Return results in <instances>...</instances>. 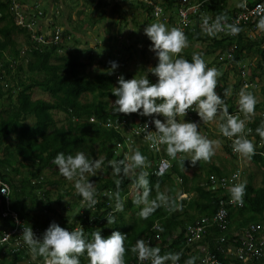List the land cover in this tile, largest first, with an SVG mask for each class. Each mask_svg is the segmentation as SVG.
<instances>
[{"label": "trees", "instance_id": "obj_1", "mask_svg": "<svg viewBox=\"0 0 264 264\" xmlns=\"http://www.w3.org/2000/svg\"><path fill=\"white\" fill-rule=\"evenodd\" d=\"M152 1L161 8L159 15H154L153 5L143 0L134 2L130 0L133 2L129 6L131 8L128 7L125 11L129 19L125 14L118 19L122 26L126 27L127 23L133 22L136 27L145 28L152 22L162 21L169 24L170 21L171 26L182 29L188 38L189 47L182 53L184 58L191 60L194 52L201 53L204 60L205 56L215 54L212 61L205 62L208 67H215L221 73L218 78L217 93L224 99L230 114L235 115L239 111L238 94L245 85L247 90L254 89L253 94L258 98L255 112L259 111V114L250 120L251 132L247 134V138L255 145L256 154L249 160L256 166V172L261 174V184H254V171L248 173L246 182L244 180L240 182L246 186L243 207L232 208L229 221L217 217V212L222 206L230 207L228 201L231 197L228 189L234 184V181L230 179L234 171L228 173L222 162L216 164L212 158L209 162L201 161L195 166L186 159L182 167L178 163V157L177 160H172V166L163 176L154 173L160 158L168 157L165 151L166 146L158 145V149L157 146L153 147L144 140L145 125H148L149 131H154V124L149 123L146 116L116 114L112 110L111 101L117 99L112 91L119 86L118 77L122 73L115 70L109 75L106 70L110 68L109 61L117 62L118 69L125 63L121 64L117 58L107 57L104 61L98 60L103 69L86 71V66L91 63L93 55L90 54V48H78L81 44L79 39L83 35L76 29L80 18L76 16L73 20L72 14L77 11L83 14L84 7L92 6L87 15L84 13L83 19L87 18V20L82 25L91 26L92 16L96 20L98 18L107 20L108 13L104 8L107 2L103 1L101 5V0L94 1V5L85 2L84 7L80 0L72 9L64 6L62 0H54V9L49 17L52 22L63 26V38L68 36V39L74 40L77 47H74L72 51H67L69 45L64 44L63 41L58 45L50 46H36L28 43L26 48H21L18 37L24 36L25 41L28 42L27 33L14 24V14L9 9L10 0H0V179L9 185L11 208L26 224L37 227L41 232H45L52 222H56L69 231L82 227L86 238L89 239L94 231H101L104 238L110 236L113 231H120L127 235L126 264L134 262L136 256L130 249L138 239L148 240L147 243L151 246L159 247L162 255L167 252L181 253L182 264H185L190 257H196L195 264H202L198 261L199 251L190 252L191 247L186 245L188 237L186 229L198 221H204L203 225L210 222L217 225L226 221L229 226L225 234L230 238L234 237V234L230 233L231 220L241 217V222L235 223L236 228L259 223L258 235H264V169H261L264 166V140L255 132V129L264 121V98L260 100V96H264V83L261 82V80L264 81V32L253 29L250 32L257 37L253 39L246 31L247 27H256L261 16L254 15L241 21L240 24H235L241 29L237 35L220 32L210 37L202 31V15L215 20L217 15L226 14L228 23H231V19L237 15V12L244 8L238 7L242 0L234 8L229 6V2L234 0H200L203 5L199 13L190 14L188 20L184 19L186 22L179 14L182 0ZM247 1L250 7L264 2V0ZM18 2L23 7L19 9L24 13L40 10L46 15L45 9L40 8V5H30L29 0H18ZM135 9H139L142 17L138 16ZM63 10H67L68 13L63 14ZM59 16L61 20H58ZM167 19H169L168 22ZM72 21H76V25ZM203 44H205L204 47ZM229 45L233 46L229 49ZM64 49L67 55L61 53ZM218 50L219 52L215 53ZM82 51L87 52L86 57L90 60L88 63L80 59ZM252 52L260 57L256 62L246 58L251 56ZM143 63L144 61L139 63L140 78L145 71ZM243 66H245L244 75L239 71ZM147 76L152 83L158 81L151 72H148L145 77ZM127 78L131 79L130 73L127 74ZM229 87L232 89V94L224 97V89ZM35 88L47 94L48 98L33 99L32 93ZM189 112L191 115L187 114V121L191 119L190 122H193L195 119H200L195 111ZM59 113L62 117L58 115ZM218 117L220 119V116ZM29 118L32 120L29 121ZM90 119L96 121L91 122ZM222 122L220 119L219 123ZM200 125H204L203 121L199 123ZM216 133L210 131L214 139L217 137L220 142L223 141L224 151L229 154L236 166L238 158L230 154V139L222 134L217 136ZM130 145L135 150L141 151L150 162V167L146 169L149 172V187L152 189L149 199L156 197V186L159 185V191L166 193L169 197L172 210L161 207L147 219L139 217L138 213L142 206L134 205V198L129 196L132 188L131 179L113 176L112 169L108 166V161L120 160L125 154H129ZM77 150L85 152L90 159H104L103 174L96 175L93 180L90 176L87 177L94 183L98 200L97 205L91 210L86 209L87 205L83 198L76 193L74 182H69L61 176L53 163L59 152L75 154ZM202 163L210 164L208 169L203 170ZM189 168L194 169L192 176L185 171ZM45 169H48L50 174L43 176ZM212 175L218 178L225 176L230 180L225 187L220 185L212 189L209 188ZM240 175L243 177V172ZM116 179L121 180L119 192L124 202L122 212L114 211L116 202L114 198H110V194L117 191ZM190 193L188 200L186 197H181L182 194ZM68 209L75 211L77 209V213L68 217L66 213L60 212ZM109 213L116 218V223L113 225L107 224L106 216ZM57 218H59L58 221ZM0 219L6 223L0 228L1 234L4 228L12 225V221L9 218L3 219L1 215ZM154 225L158 228H154ZM218 235L216 226H211L204 230L201 242L209 240L208 250H214L215 241L212 239L213 236ZM240 244L241 240L237 245L240 246ZM187 252H190L189 255ZM219 257L225 264H264V258L243 261L235 255L225 253L219 254ZM80 260L81 264H88L86 254L81 256ZM35 261L43 263V258L37 257L33 260L22 239L19 245L13 240L0 245V264H34Z\"/></svg>", "mask_w": 264, "mask_h": 264}, {"label": "clouds", "instance_id": "obj_2", "mask_svg": "<svg viewBox=\"0 0 264 264\" xmlns=\"http://www.w3.org/2000/svg\"><path fill=\"white\" fill-rule=\"evenodd\" d=\"M238 7H245V4H240ZM201 20L202 31L210 37L220 32L237 35L241 31L237 25L228 23L226 14L217 15L215 20L202 15ZM116 21L122 27L121 22L118 19ZM40 22L48 36L51 30L59 28V41L38 44L31 41L28 32L21 28L27 33L28 43L36 46H50L58 45L63 41L62 25L52 22L51 18L44 14ZM256 27L264 32V15L259 18ZM144 34L151 41L150 50L158 58V64L150 67L148 71L155 75L158 81L152 83L148 76L136 78V75L132 79H125L123 75L119 76V86L112 91V94L117 97L112 103L113 112L124 115L139 114L146 117L163 116V120L155 118L152 121L155 126L154 131H149L148 125H145L144 140L153 147L166 146V155L171 160H177L179 157L178 163L182 167L186 159L191 161L192 166L201 161L209 162L219 146V141L211 140L200 133L198 123L185 119L190 110L198 114L203 124L213 122L219 115L223 121L219 124V132L232 140L233 152L244 158L254 156L255 145L247 138L246 123L255 115L258 101L253 92L247 90V85L240 89L237 100L239 113L243 115L242 119L240 115L229 113L224 99L217 93L218 78L221 76L219 70L208 67L201 53L194 52L191 60L182 56L184 49L189 47L188 38L182 29L178 27L169 29L163 22H154L146 25ZM109 64L110 68L106 71L111 75L118 68V63L109 61ZM231 94L230 87L224 89V97ZM181 117L183 119H179ZM248 132H251V129H248ZM255 132L264 140V121L255 129ZM53 163L61 176L74 182V189L83 198L87 205L86 209L94 208L98 203L96 188L87 177L96 176L97 171L102 169L104 159H90L85 152L79 150L75 154L61 151L55 156ZM108 166L112 169L113 176L131 179L132 187L137 190L133 204L142 206L138 213L141 219L149 218L161 207L172 210L169 197L166 193L159 191V185L156 186V197L149 199L152 189L149 187V172L146 169L150 167V162L141 151L134 150L131 154H125L123 159L110 160ZM156 175L163 176L164 168L162 167ZM238 176L239 173H236L233 179H237ZM115 184L117 191L110 194V198H114L116 202L114 211L122 212L124 202L119 192L121 180L116 179ZM245 187L243 183H234L228 189L234 202L243 203ZM8 191L7 186L0 188V192L6 196H9ZM106 219L108 225L116 223L112 213H109ZM21 237L33 260L37 257L43 258V263L35 261L34 264H81L80 257L85 254L88 264H126L127 235L120 231H113L107 238L101 235V231H94L89 239L86 238L82 227L69 231L56 222H52L42 233V237H37L31 226L23 227ZM4 239L6 241L7 237ZM130 250L141 264L145 261H149L150 264H169V262L178 264L181 258V253L167 252L162 255L159 247L151 246L143 239H138ZM195 261L196 257H190L185 264H195Z\"/></svg>", "mask_w": 264, "mask_h": 264}, {"label": "rangeland", "instance_id": "obj_3", "mask_svg": "<svg viewBox=\"0 0 264 264\" xmlns=\"http://www.w3.org/2000/svg\"><path fill=\"white\" fill-rule=\"evenodd\" d=\"M79 1L80 0H62L64 6H67L68 8H71V9H72V7L76 6L77 2H79ZM85 2L86 1H84V3ZM242 2H244V0H242L241 3H240V0L239 1L238 0L230 1L229 6L234 8L239 3L242 4ZM29 4L30 5H34V4L40 5V8H42V9L44 8L46 13L49 10L48 9V6H49L48 0H29ZM193 4L196 5L197 1H195ZM111 5H109V7H108V9H109L111 6V9H110L111 13L113 11H116L117 9L119 10L118 5H115L114 3H111ZM135 5H138V4L135 3ZM137 7H139V6H137ZM113 17H114V15H112V18ZM139 17H142V16H139ZM58 20H61L60 16H59ZM86 20H87V18L80 19V23L78 24V26H76V29L79 32H82V35L85 36V38H89L88 42L86 43L85 42L86 39L80 37L79 41H80L81 45H79L78 48L79 49L90 48V50H91L90 54L93 55V59L91 60V63H88L90 60L86 57L87 52L82 51V53L80 54V59L83 62L88 63V65L86 66V71L87 70L103 69L102 64L98 63V60L104 61L107 59V57H110L111 59L117 58L118 60H120L121 64L123 62L125 64H124V66L122 65L121 67H119L120 69L117 68L116 70L120 71L122 73V75L125 77V79H128L127 74L130 73L131 79H132L136 75H137L136 78H140L141 67L139 68V63L144 61L143 65L145 67V71L142 73V77L146 76V74L149 72L148 69L150 67H154L158 64V58L156 57L155 53L150 50L151 41L149 39L147 41V37L144 34V27H142V26L136 27L133 24V22L127 23L126 27L125 26L120 27V25L117 24L116 19L113 18V20L109 24H107L104 28L99 27V28L91 31L92 28H89V26L87 24H85V26L82 25V23L85 22ZM157 22H159V21H157ZM152 23H154V22H152ZM102 25H104V24H102ZM166 25L169 29H171L173 27V26H171V24H166ZM253 29L258 30L256 27L252 26V27H247L246 31L248 32L249 37L256 39L257 37L254 36L253 32H250V31H253ZM256 34H258L257 31H256ZM18 41L21 44V48H26L28 46V42L25 41L24 36H19ZM245 41H246V39H245ZM63 42H64V44L69 45L67 51H72V49H74V47H77L74 40L71 41L70 39H68V36H66L64 38ZM138 42H141V44H143V45L136 44ZM202 46L204 47L205 44H203ZM231 46H233V45L228 46L229 49ZM67 51L65 49L62 50V52L65 53V55H67L66 54ZM115 52H116V54H115ZM218 52H219V50L215 53H218ZM142 53L145 54L144 55L146 57L145 59L144 58L142 59V55H143ZM226 54L227 53H225V55ZM214 57H215V54L214 55L209 54V55L205 56V58H206L205 61L206 62L212 61ZM223 57H224V54H223L222 58ZM246 58L248 60H251V61L253 60L252 62H256V60L259 59L260 57L256 53L254 54L252 52L251 56H248ZM244 67L245 66L241 67V69L243 71L238 69L241 72V74H243V75L245 73ZM117 74H116V76H117ZM230 74L232 75V72H230ZM263 77H264V75H263ZM261 82H262V84L264 83L263 80H261ZM248 91H252V90L248 89ZM257 91H258V89H257ZM32 98L33 99H36V98L47 99L48 96H47V94L40 91V89L35 88L33 90V93H32ZM263 98H264V96L261 95L260 100ZM257 100H258V98H257ZM114 101L115 100L112 99L111 104L114 103ZM58 115L60 117H62L61 113H59ZM218 116L216 117V119L213 122L199 126V131L202 135L206 136L207 138H209L211 140H217V141H219V139L217 137H216V139H214V137H212V135L210 134V131L217 132L216 133L217 136L219 134H221L219 132V124H220L219 121H220V119ZM156 118H159V117H156ZM154 119H155L154 117H148L149 123H152V121ZM159 119L163 120L164 118L162 116V118H159ZM179 119H183V118L181 117ZM185 119H186V117H185ZM31 120H32V118H29V121H31ZM90 121L93 122L96 120L90 119ZM190 121H192V120L190 119ZM193 122L199 124L200 122H202V120L201 119H195ZM222 143H223V141H221V142L219 141V146L216 148V154L212 157L213 162H215L216 164H219L222 162L223 165L225 166V168L227 169L226 171L228 173H230V171H234V172H238V173L243 172V177H241L240 180H242V181L244 180V182H246V180H247L248 173L254 171L255 172L254 184H256V185L261 184V181H260L261 180V174L256 172L257 168L249 160V158H244V157L239 156L238 154L234 153L232 150V147L229 146L230 154L235 155L238 158V162H236V164H235L236 166H234L233 161L230 158L229 154H227L224 151ZM134 150H135V148L130 145L129 154H131V151H134ZM209 165L210 164H208V163H202L201 167L203 168V170H206V169H208ZM263 167H261V169H264ZM193 170L194 169L189 168V169H186L185 171L188 173L189 176H192ZM43 173H44L43 176L50 174L48 169H45ZM100 174H103L102 169L98 170L96 173V175H100ZM90 177L93 180L95 176H90ZM54 188H58V187L54 186ZM178 188H179V185H178ZM135 193H136V189L132 187L130 190L129 196L131 198H134ZM190 196H191V193L186 194V195L182 194L181 197H186V199L188 200L190 198ZM59 208H61V207H59ZM60 212L62 214L66 213V215L69 217V216L75 215V213H77V209H76V211L74 209L73 210L68 209L66 211L62 210ZM58 219L59 218H57L56 220L58 221ZM236 222H241V217L235 218L234 220H231L230 226H233L230 230L231 235L233 233L235 235H238L240 233V230L238 228H236L237 226H235ZM5 225H6L5 221L0 219V228H2ZM235 248H236V246H234V248H233L234 251H235Z\"/></svg>", "mask_w": 264, "mask_h": 264}, {"label": "built area", "instance_id": "obj_4", "mask_svg": "<svg viewBox=\"0 0 264 264\" xmlns=\"http://www.w3.org/2000/svg\"><path fill=\"white\" fill-rule=\"evenodd\" d=\"M149 4L153 5L154 8V14L157 15L161 11V8L153 4L152 2L148 0ZM259 6V7H258ZM19 7H22L18 0H10V11L14 14V24L20 28H24L28 34L31 41H34L38 44H50V43H57L60 38V29L54 28L51 30L50 35L48 36V33L43 29V25L40 22V19L43 18L42 12L39 11H26L25 13L19 9ZM35 7V6H34ZM23 8V7H22ZM264 12V4L263 3H257L255 7L251 10H247L245 12H241L240 14L234 16L231 19L232 24L240 23L241 21L247 20L250 18V16L254 15H261ZM180 17L184 21V19H187L186 13L184 11L179 12ZM186 22V21H184ZM168 163L165 161H161L158 167V171L163 167L164 171L167 168ZM4 186H7L9 189L7 183H5L2 179H0V188H3ZM9 195V191L7 193ZM0 210H1V217L2 218H9L12 221V225L8 226L7 228H4L1 231L0 234V245L3 242L13 240L17 245L20 244V240L22 239V231L23 227H29L31 225H25L23 221L19 218L16 211L12 210L10 207V198L9 196L4 195L2 192H0ZM33 228L34 233L37 235V237H40L43 232L40 231L37 227L31 226ZM154 228H158L157 225H154ZM201 226L197 225L196 227L189 228L190 233L192 234L193 238H196L198 236L199 231L201 230ZM5 237H7V240L5 241ZM251 235H248V241H246L245 247L240 249L238 251L239 257H243L244 255H252L259 257L262 254H264V241H260L258 244L251 243ZM146 243L148 240H144ZM149 261L143 262V264H149ZM202 264H223L215 255L207 254L203 257ZM132 264H141V262L135 257L134 262ZM171 264V263H170Z\"/></svg>", "mask_w": 264, "mask_h": 264}, {"label": "bare ground", "instance_id": "obj_5", "mask_svg": "<svg viewBox=\"0 0 264 264\" xmlns=\"http://www.w3.org/2000/svg\"><path fill=\"white\" fill-rule=\"evenodd\" d=\"M195 1H197L196 5L193 4ZM262 3L264 4V2H262ZM242 4H245V7L243 8V10L237 12V15L240 14L241 12H245L247 10L253 9V7H250V5L248 4L247 0H244V2H242ZM202 5H203V2L200 1V0H182V7L179 10L180 11H184L186 13L187 20H188L190 14H192L193 12L194 13L198 12ZM160 12H159V14H160ZM262 15H264V12L261 15H258V16H262ZM251 17H254V16H250V18ZM240 23H237V24H240ZM251 90H252L251 92L254 91V89H251ZM188 114H190V112H188ZM236 114L240 115V117L243 119V115L240 114L239 111L237 113H235V115ZM257 114H259V111L255 112L254 116H256ZM232 115H234V114H232ZM263 115H264V113H263ZM254 116L251 118V120L254 119ZM249 122H250V120L246 123V135L249 133L248 129H251L250 125H249ZM231 145H232V140H230V143H229V146H231ZM159 146L161 147V145H159ZM159 146H157L158 149H159ZM161 161H165L166 163H168V166H167V168L164 171V174H165L166 172H168V170L172 166L173 162L168 157L160 158V162ZM158 167H159V165L156 167L155 173L158 172ZM236 173H238V172L232 173L231 176H230V179L233 180L234 183L242 182V180H240L241 177H242V175H240V173H239V176H238L237 179H235V180L233 179V177L235 176ZM176 178H178V177H176ZM178 179H180V178H178ZM229 180L225 176L222 177V178H218L216 175H212L211 178H210L211 184L209 185V188L213 189V188H216V187H218L220 185L225 187L228 184ZM8 187H9V185H8ZM228 203L230 204V207L222 206L218 210V212H217V217L218 218L227 219L228 220L229 215H230V210L232 208L238 209V208H242L243 207V203L241 204V203L234 202L232 199H229ZM18 216H19V214H18ZM19 218L23 221V223L25 225H28V224H26L24 222V220L20 216H19ZM222 222L223 223L218 224V225H215L212 222L206 223L205 225H203L205 223L204 221H198L195 225H190L187 228V230H188L187 240H188V242L192 243V242H194L196 240H199L202 237H204V230L205 229L207 230L211 226H216V229L218 230L219 235L218 236H213L214 238L212 239V240L215 241V244H214L215 245V249L210 251V250H208V247L202 248V252H205L203 257L205 255H207V254L215 255L223 264H225L220 259L219 254H224L225 253L227 255H235V256L239 257L238 251L240 249H242L243 247H245V245H246L245 243H246V241H248V235H251V237H252L251 243L253 242L255 244H258L260 241H262V240L264 241V235L258 236V231H259V228H260V224L259 223H254V224L247 225V226H241V227L238 228L240 230V233L238 235H235L233 233L234 237L231 236L230 238H228L227 235L225 234V231L228 229L229 224L227 225L226 221H222ZM230 224H231V222H230ZM197 225L201 226L202 228L199 231L198 236L196 238L192 239L193 236L190 233L189 228L196 227ZM232 227L233 226H230V230H231ZM241 236H242V238L240 239L241 240V244H240V246H238L237 245V243L239 241L238 238L241 237ZM234 246H236L235 251L233 250ZM263 247H264V244H263ZM203 257H202V259H203ZM253 258L262 259V258H264V254H262L259 257L252 256V255H244L243 257H239V259H241L243 261H247V260H250V259H253ZM178 264H181L180 260L178 261Z\"/></svg>", "mask_w": 264, "mask_h": 264}, {"label": "crops", "instance_id": "obj_6", "mask_svg": "<svg viewBox=\"0 0 264 264\" xmlns=\"http://www.w3.org/2000/svg\"><path fill=\"white\" fill-rule=\"evenodd\" d=\"M84 1H86L87 3H89V4H93L94 5V1H96V0H82V3H83V7H84ZM97 1H99V0H97ZM103 1H105V2H107V4H106V6L104 7L105 9H106V12L108 13V19L106 20L105 18H98V20H96V18L95 17H93L92 16V20H91V26H89V28H92L91 29V31H93L94 29H97V28H99V27H102V28H104L107 24H109L112 20H113V18H115L116 20L117 19H119V18H121V17H123V14H125L126 15V17L128 16V13L127 12H125V11H127V8L129 7V6H131V3H133V2H130V0H101V5H102V2ZM48 2H49V6H48V14L46 13V17H48V16H50V13H51V11L54 9V0H48ZM111 3H114L115 5H118L119 6V10L117 11L116 10V12L115 11H113L112 13H111V11H110V9H111V6L113 5H111ZM130 3V4H129ZM109 5H111L110 6V8L108 9V7H109ZM133 6H134V4H133ZM92 8V6L89 8V6H86V7H84V10H82L83 11V14H81V13H78V11L77 12H73L74 14H72V17H73V20L76 18V16L78 17V18H80L81 19V16H83L82 17V19L85 17V15H84V13H86V15L89 13V10ZM122 8V9H121ZM131 7H129V9H130ZM123 10V11H122ZM136 10V12L138 13V16H140V11H139V9H135ZM63 13H68V11L67 10H63ZM114 15V17L112 18V15ZM95 15V14H94ZM51 17V16H50ZM128 18V17H127ZM129 19V18H128ZM72 23L74 24V25H76L75 23H76V21H72ZM102 24H104V25H102ZM169 24H170V21H169ZM76 26H78V25H76ZM79 35H81V34H79ZM82 38H85V36H81ZM86 40H85V42L87 43L88 42V40H89V38H85ZM139 44L141 43V42H138ZM81 45V44H80ZM143 45V44H142ZM73 50V49H72ZM98 54V53H97ZM115 54H116V52H115ZM145 54H143L142 55V59L144 58H146L145 56H144ZM164 157V156H163ZM166 157V156H165ZM162 158V157H161ZM155 171H156V169L154 170V173H155ZM176 178V177H175ZM186 232H187V229H186ZM187 236H188V233H187ZM258 236H261V235H258ZM242 238V236L241 237H239L238 238V240H240ZM203 239V237L201 238V239H199V240H196V241H194V242H192V243H190V242H188V240H187V242H186V245L188 246V247H191V250H190V252H192V251H195V250H197V251H199V262H201L202 261V257H203V255H204V253L205 252H202V248H204V247H208L209 248V246H208V244L210 243L209 242V240H207V242H201V240ZM190 252H187V255H189V253ZM171 262H169V264H170ZM182 264V263H181Z\"/></svg>", "mask_w": 264, "mask_h": 264}]
</instances>
